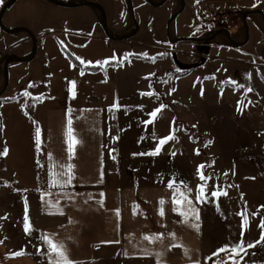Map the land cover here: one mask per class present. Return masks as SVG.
<instances>
[{"label":"rangeland","instance_id":"rangeland-1","mask_svg":"<svg viewBox=\"0 0 264 264\" xmlns=\"http://www.w3.org/2000/svg\"><path fill=\"white\" fill-rule=\"evenodd\" d=\"M193 1L195 12L191 0H0V106L12 102L8 100L14 89L8 82L10 69L18 66L22 51L67 44L95 64L109 58L122 64L127 59L129 63L100 75L101 81L114 82L119 106L114 110L118 125L100 127V137L104 139L106 131L114 142L112 156H120L116 161L122 163L115 166L116 172L125 169L130 180L144 184H154L150 178L156 175L153 179L158 182L147 187L131 184L128 198L124 195L118 207L120 217L133 216L132 224L137 226L142 221L154 225L159 211L164 209L165 216V208L172 205L169 192L174 190L193 200L202 232L207 231L210 244L221 247L245 235L261 237L262 232L264 0ZM203 7L237 12L206 25ZM236 22L238 31L232 33L228 26ZM132 54L153 59L146 62ZM45 61L41 65L47 67ZM106 63L101 69L108 67ZM27 65L26 60L19 67ZM187 68L186 75L176 74ZM156 109L161 111L148 123ZM6 121L10 127L8 116ZM0 125L3 128L1 117ZM169 135L175 138L158 155H147ZM2 139L0 133V154ZM200 165L203 174L211 177L204 203L195 200L204 184ZM155 190L164 201L158 206L149 205L144 193L152 196ZM218 190L227 195L212 197L211 192ZM245 210L248 224L242 236L240 213ZM176 218L180 227L192 221L185 222L177 213ZM1 256L0 251V260Z\"/></svg>","mask_w":264,"mask_h":264},{"label":"crops","instance_id":"crops-1","mask_svg":"<svg viewBox=\"0 0 264 264\" xmlns=\"http://www.w3.org/2000/svg\"><path fill=\"white\" fill-rule=\"evenodd\" d=\"M191 1L195 12L194 1ZM221 2L224 0H203L211 4ZM239 25V22L229 25L228 30L238 31ZM65 48L87 65H102L114 60L109 58L95 64L80 58L75 47L66 44ZM22 52L18 66L15 63L10 69L13 73L11 81L10 77L8 80L14 88L10 97L22 95L0 106L3 125L0 132L3 138L0 154L1 264H53L54 258L44 237L63 243L70 258L80 264H223L227 255H214L217 250L240 243L244 244L245 252L236 257L239 264H264L261 237L245 235L233 244L222 243L221 247H216L208 242L207 231L203 233L202 226L199 232L191 227L193 220L180 227L176 218L179 212L174 210L173 202L179 194L174 190L169 192L170 210L165 208L166 215L160 214L154 225L142 221L137 226L132 224L133 216L120 217V213L117 216L123 196H129L127 188L131 184L147 187L158 182L153 179L156 175L150 178L154 184L130 180L125 167L121 173L116 172L115 166L122 163L116 161L120 156L117 159L112 156L114 142L107 138L106 131L104 139L100 137V127L107 129L119 123L114 107L115 84L110 80L101 81L100 75L123 66L127 59L122 64L91 72L73 66L58 47L52 50L35 47ZM45 59L47 67L41 65ZM26 60L28 65L19 67ZM37 97L40 99L36 100ZM69 118L80 141L72 160L68 159L66 139ZM37 127L41 131L39 147L35 136ZM69 163L74 165V179L65 184L67 177L56 174L64 172ZM53 179L58 183L53 185ZM144 193L151 200L149 205L161 204L162 196L157 190L151 191L152 196L148 191ZM159 212L164 213V209ZM25 216L31 229L27 233ZM241 232L245 234L244 228ZM145 236H159L160 239L149 242ZM249 244L253 247H248ZM17 252L24 255L15 256ZM210 257L213 258L209 262Z\"/></svg>","mask_w":264,"mask_h":264},{"label":"snow or ice","instance_id":"snow-or-ice-1","mask_svg":"<svg viewBox=\"0 0 264 264\" xmlns=\"http://www.w3.org/2000/svg\"><path fill=\"white\" fill-rule=\"evenodd\" d=\"M72 87H73V89L75 88V82H73ZM251 90H252L251 88L247 89V91H251ZM24 95L27 96L28 93H24ZM73 95H74V93H73ZM143 95H150V93H144ZM35 99L39 100L40 98L37 97ZM242 103L243 102L241 101V104ZM114 107L117 109L119 108L118 105H114ZM237 110L242 111V109L240 108L239 105H238ZM160 111H161V109H156L155 111L151 112L150 115L152 117V120L148 121V123L154 122V120L157 118V113ZM35 136H36L37 146L39 147V145L41 143V140H40L41 131L38 127L36 129ZM174 138L175 137L173 135H169L168 137L161 139L159 141V145L155 149V151H153L151 153H147V155H153V156L158 155L159 152L161 151L162 146L164 144H166L168 141L173 140ZM66 139H67L68 159L72 160L75 158V150H76V147L79 145L80 141L76 138V136L74 134V131L72 128V119L71 118L67 119ZM4 154H6V150H5ZM197 154H199V153L197 152ZM140 155H144V153H141ZM173 155H174V153H173ZM73 168H74V165L69 163L66 166V169L64 172L57 173L56 175L61 176V177L66 176L67 180L64 181V183L70 184L71 181L74 179ZM203 168H204V165H200L198 167L199 179L201 181H203L204 184H201L199 186V190H198L197 195L195 197V200L197 203L207 202L205 199V185L207 183V180H209L211 177H206L203 174V172H202ZM225 175H227V174H225ZM100 178H101V182H102V180H103V172L102 171H101V177ZM56 183H58V180L53 179V185H55ZM168 187L172 188L173 184L169 183ZM100 195L103 196L104 194L101 193ZM221 195L226 196L227 192L226 191H220V190L211 192L212 197L219 198ZM173 202L176 205V208L174 210L179 212V214L184 217L185 222H187L189 220V218H191L193 220L191 227H193L197 232H199V228H200L199 210L196 207H194L193 200L189 199L188 196L185 195L184 193H179L178 198L175 199ZM100 203L102 204L103 201H101ZM160 203L163 204L164 201L161 200ZM261 207L264 208V206H261ZM217 210L219 211V208ZM116 214L119 217V210H117ZM161 215H163V212H161ZM240 215H241V219H242V228H246L247 224H248V213L245 210L244 212L240 213ZM259 227L262 229L260 242L264 243V220L261 221ZM30 230L31 229H30V225L28 223L27 216H25V232L27 233ZM242 235H243V233H242ZM43 239L45 240V242L48 244V246L50 248L51 254L54 258L53 264H80V262L73 261L70 258L69 254H68V249L63 243H55L51 239H49L48 237H44ZM144 239L148 240L149 242H152L154 239H160V237L157 236V237L150 238L148 236H145ZM0 243H2V241H0ZM248 247H253V245L249 244ZM242 252H245V247H244L243 243H240L236 246H233L232 248H228L227 246L221 247L220 249L217 250V252L214 255L219 256L221 253H225L227 255V259H225L223 261V264H239L236 257L239 256ZM14 255L15 256H21V255H24V253L23 252H17Z\"/></svg>","mask_w":264,"mask_h":264},{"label":"trees","instance_id":"trees-1","mask_svg":"<svg viewBox=\"0 0 264 264\" xmlns=\"http://www.w3.org/2000/svg\"><path fill=\"white\" fill-rule=\"evenodd\" d=\"M198 2H200L199 0H198ZM61 48V51L64 53V55L68 58V60L71 62V64L73 65V66H75V67H77V68H79V70H81V71H91V72H96V71H99V70H101V68H102V66L101 65H87V64H84V63H82L80 60H78L75 56H73L71 53H69L65 48H62V47H60ZM130 57H132V58H135V59H139V60H143V61H152V59L153 58H151V57H148V56H142V55H140V54H132ZM119 63L120 62H118V61H114V60H111V61H108L105 65L106 66H111V65H119ZM189 69L187 68V69H183V70H181V71H176V74L177 75H180V76H183V75H186L187 74V71H188ZM21 95L22 94H16L13 98H9L8 100H14V99H17V98H19V97H21ZM2 128H1V125H0V130H1ZM222 254V253H221ZM220 254V255H221ZM212 258L213 257H210L209 259H208V261L210 262V261H212Z\"/></svg>","mask_w":264,"mask_h":264},{"label":"built area","instance_id":"built-area-1","mask_svg":"<svg viewBox=\"0 0 264 264\" xmlns=\"http://www.w3.org/2000/svg\"><path fill=\"white\" fill-rule=\"evenodd\" d=\"M201 11L202 20L206 25L219 23L222 18H225L237 12L235 9L230 10L224 7L217 9L203 7Z\"/></svg>","mask_w":264,"mask_h":264}]
</instances>
